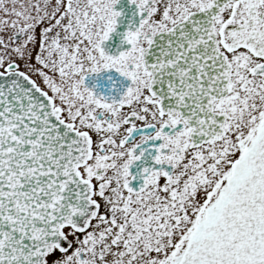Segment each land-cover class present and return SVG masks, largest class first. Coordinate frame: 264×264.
<instances>
[{"label":"snow or ice","instance_id":"6c2138e0","mask_svg":"<svg viewBox=\"0 0 264 264\" xmlns=\"http://www.w3.org/2000/svg\"><path fill=\"white\" fill-rule=\"evenodd\" d=\"M0 264H264V0H0Z\"/></svg>","mask_w":264,"mask_h":264}]
</instances>
